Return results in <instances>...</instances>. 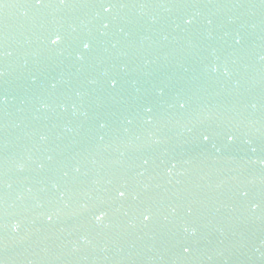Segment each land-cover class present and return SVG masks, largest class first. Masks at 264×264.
Wrapping results in <instances>:
<instances>
[{
    "label": "water",
    "instance_id": "1",
    "mask_svg": "<svg viewBox=\"0 0 264 264\" xmlns=\"http://www.w3.org/2000/svg\"><path fill=\"white\" fill-rule=\"evenodd\" d=\"M109 3L0 0V264H264V0Z\"/></svg>",
    "mask_w": 264,
    "mask_h": 264
},
{
    "label": "snow or ice",
    "instance_id": "2",
    "mask_svg": "<svg viewBox=\"0 0 264 264\" xmlns=\"http://www.w3.org/2000/svg\"><path fill=\"white\" fill-rule=\"evenodd\" d=\"M37 4L41 3V0H36ZM97 3H99V5L101 7L104 8V11H109L110 7L112 6L110 3H109V0H96ZM108 5L107 7L105 5ZM188 23H191V21H187ZM61 41V37L59 35H57L53 40H52V44H57ZM83 47L85 49H88L90 47V44L89 43H84L83 44ZM113 86H115V84L113 83ZM183 107V105H181ZM205 139H207V137H205ZM117 193H118V196L119 197H124L125 194H126V190H121V189H117L116 190ZM103 215V213L101 214V216ZM151 217V212L148 211V214L144 215V219L145 220H149ZM101 218V217H98V219ZM187 251V249H185Z\"/></svg>",
    "mask_w": 264,
    "mask_h": 264
}]
</instances>
